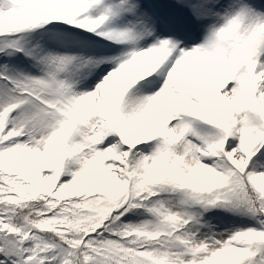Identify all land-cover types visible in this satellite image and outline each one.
Returning <instances> with one entry per match:
<instances>
[{
    "label": "snow or ice",
    "instance_id": "snow-or-ice-1",
    "mask_svg": "<svg viewBox=\"0 0 264 264\" xmlns=\"http://www.w3.org/2000/svg\"><path fill=\"white\" fill-rule=\"evenodd\" d=\"M0 264H264V0H0Z\"/></svg>",
    "mask_w": 264,
    "mask_h": 264
}]
</instances>
